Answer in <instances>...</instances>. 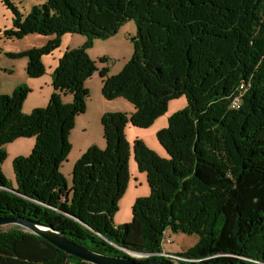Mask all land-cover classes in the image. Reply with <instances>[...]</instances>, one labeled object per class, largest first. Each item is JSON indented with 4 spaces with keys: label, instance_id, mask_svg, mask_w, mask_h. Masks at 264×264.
<instances>
[{
    "label": "trees",
    "instance_id": "1",
    "mask_svg": "<svg viewBox=\"0 0 264 264\" xmlns=\"http://www.w3.org/2000/svg\"><path fill=\"white\" fill-rule=\"evenodd\" d=\"M2 1L13 14L7 38L55 36L18 55L28 60L29 78L44 74L41 58L63 35L85 43L59 59L46 107L22 113L25 85L0 95V165L4 145L35 140L29 156L12 163L15 187L0 171V218H28L103 255L150 254L139 262L174 264L157 256L170 231L198 236L192 248L173 254L189 260L177 264H264V0H44L23 20ZM128 21L136 25L132 57L115 76L98 73L104 100L123 98L134 112L103 115L105 148L91 146L75 162L67 190L59 168L75 118L85 111L84 84L97 71L87 51ZM241 84L246 91L233 109ZM67 94L72 101L63 104ZM179 96L187 106L156 134L167 158L133 144L149 196L134 202L129 223L115 226L128 181L125 125L148 128ZM0 264L88 263L18 227H0Z\"/></svg>",
    "mask_w": 264,
    "mask_h": 264
},
{
    "label": "rangeland",
    "instance_id": "2",
    "mask_svg": "<svg viewBox=\"0 0 264 264\" xmlns=\"http://www.w3.org/2000/svg\"><path fill=\"white\" fill-rule=\"evenodd\" d=\"M17 9L21 19H25L35 7L43 5L44 0H9ZM13 14L0 0V90L13 89L23 84L27 77L26 57L18 55L31 49L45 47L55 36H41L28 34L20 39H9L5 32L12 29ZM136 34V25L128 21L122 25L116 34L106 40H94L92 47L87 51L88 56L95 62L97 71L89 78L84 86L89 96L86 101L85 111L75 118L73 129L69 134L71 145L65 161L59 168V173L65 180L67 190L72 186V171L75 162L89 149L96 146L99 149L105 148L101 118L106 113H123L128 117L133 114L134 107L123 98H116L111 101L104 100L101 95V79L99 70H106L108 76H115L121 72L126 63L133 55L134 48L130 39ZM85 38L80 35L65 34L59 39L58 47L50 55L43 56L41 63L44 74L38 78L31 79L27 87L30 89L25 101L22 104V113L30 114L32 110L47 106L46 89H52L50 73L57 67L58 61L67 50H73L82 46ZM17 55L18 57H11ZM100 59H104L100 62ZM12 64L11 68H7ZM6 66V67H4ZM26 86V85H25ZM9 94L0 95H11ZM51 96V94H50ZM63 104H70L71 95H62ZM47 100V101H46ZM187 106L184 96H179L168 102L164 114L156 118L148 128H137L127 123L124 128V138L128 144V181L123 195L118 201V210L113 217L115 226L127 224L132 220V206L137 199L149 196V187L146 181V174L140 172L134 160L133 144L135 141L142 142L146 148L160 158H167L164 149L157 141L158 131L167 128L168 118ZM128 108V109H127ZM35 140L34 138H19L4 145L6 153L4 161L0 165V171L8 184L15 187V180L12 170V163L17 157H27L31 153ZM16 226H5L9 229ZM166 238H170V244H164L162 250L170 254H182L192 248L198 241L196 235H185L167 231ZM132 256V254H129ZM133 257V256H132ZM136 259H144L135 257Z\"/></svg>",
    "mask_w": 264,
    "mask_h": 264
},
{
    "label": "water",
    "instance_id": "3",
    "mask_svg": "<svg viewBox=\"0 0 264 264\" xmlns=\"http://www.w3.org/2000/svg\"><path fill=\"white\" fill-rule=\"evenodd\" d=\"M16 226L24 232L36 235L64 253L80 259L88 264H168L161 261L139 262L131 257H114L99 254L67 239L63 233L52 227L32 221L28 218H0V227Z\"/></svg>",
    "mask_w": 264,
    "mask_h": 264
},
{
    "label": "built area",
    "instance_id": "4",
    "mask_svg": "<svg viewBox=\"0 0 264 264\" xmlns=\"http://www.w3.org/2000/svg\"><path fill=\"white\" fill-rule=\"evenodd\" d=\"M238 94H236L233 98H232V102H231V107L233 108V109H236V108H238L239 106H240V102H241V95L246 91V85L245 84H241L239 87H238ZM170 238L168 237V238H164V240H163V243H162V246L164 245V244H170ZM126 253L129 255V254H132V256L135 258V257H137L136 256V254H138V253H133V252H127L126 251ZM140 254V256H138V257H140V258H147V257H149L150 256V254H142V253H139ZM131 256V257H132ZM157 256H162V257H164L166 260H169V261H173L174 262V264H177V262H176V260H180V261H189L188 259H186V258H182V257H177V256H174L173 254H170V253H167V252H165V251H162V253H160V254H157Z\"/></svg>",
    "mask_w": 264,
    "mask_h": 264
},
{
    "label": "crops",
    "instance_id": "5",
    "mask_svg": "<svg viewBox=\"0 0 264 264\" xmlns=\"http://www.w3.org/2000/svg\"><path fill=\"white\" fill-rule=\"evenodd\" d=\"M10 66L9 67H7V68H11L12 66V64H9ZM4 67H6V66H4ZM53 72H51L50 73V78H51V74H52ZM28 77V76H27ZM32 78H27L26 80H24L25 81V83L26 84H23V85H26L27 86V84H30V80H31ZM11 91H13V89H4V90H0V93L1 94H9ZM53 93V88L52 89H46V95H47V99L50 97V94H52ZM104 99V98H103ZM47 101V100H46ZM128 109V108H127ZM80 115H82V114H80ZM79 116V115H78ZM77 117V116H76Z\"/></svg>",
    "mask_w": 264,
    "mask_h": 264
},
{
    "label": "bare ground",
    "instance_id": "6",
    "mask_svg": "<svg viewBox=\"0 0 264 264\" xmlns=\"http://www.w3.org/2000/svg\"><path fill=\"white\" fill-rule=\"evenodd\" d=\"M136 256L138 257V256H140V254H136Z\"/></svg>",
    "mask_w": 264,
    "mask_h": 264
}]
</instances>
